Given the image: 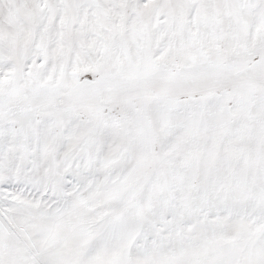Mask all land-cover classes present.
Segmentation results:
<instances>
[{
  "label": "snow or ice",
  "instance_id": "obj_1",
  "mask_svg": "<svg viewBox=\"0 0 264 264\" xmlns=\"http://www.w3.org/2000/svg\"><path fill=\"white\" fill-rule=\"evenodd\" d=\"M0 264H264V0H0Z\"/></svg>",
  "mask_w": 264,
  "mask_h": 264
}]
</instances>
